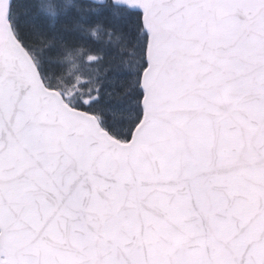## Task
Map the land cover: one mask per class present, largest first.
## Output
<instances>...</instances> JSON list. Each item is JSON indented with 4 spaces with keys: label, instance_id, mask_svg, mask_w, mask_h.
Returning a JSON list of instances; mask_svg holds the SVG:
<instances>
[{
    "label": "snow or ice",
    "instance_id": "1",
    "mask_svg": "<svg viewBox=\"0 0 264 264\" xmlns=\"http://www.w3.org/2000/svg\"><path fill=\"white\" fill-rule=\"evenodd\" d=\"M0 264H264V0H0Z\"/></svg>",
    "mask_w": 264,
    "mask_h": 264
},
{
    "label": "clouds",
    "instance_id": "2",
    "mask_svg": "<svg viewBox=\"0 0 264 264\" xmlns=\"http://www.w3.org/2000/svg\"><path fill=\"white\" fill-rule=\"evenodd\" d=\"M48 2V0H46ZM51 2L57 3L59 0H51ZM64 3H66L69 7H71L74 3V0H63Z\"/></svg>",
    "mask_w": 264,
    "mask_h": 264
}]
</instances>
